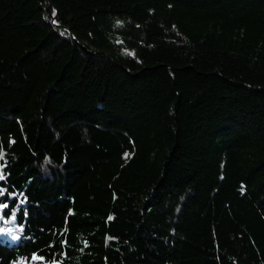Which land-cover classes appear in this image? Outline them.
Instances as JSON below:
<instances>
[{
  "label": "trees",
  "instance_id": "1",
  "mask_svg": "<svg viewBox=\"0 0 264 264\" xmlns=\"http://www.w3.org/2000/svg\"><path fill=\"white\" fill-rule=\"evenodd\" d=\"M0 155V264H264V0H0Z\"/></svg>",
  "mask_w": 264,
  "mask_h": 264
},
{
  "label": "rangeland",
  "instance_id": "2",
  "mask_svg": "<svg viewBox=\"0 0 264 264\" xmlns=\"http://www.w3.org/2000/svg\"><path fill=\"white\" fill-rule=\"evenodd\" d=\"M0 229L3 230V232H0V235L3 236L4 238L9 239L10 241L16 242L18 239H13V236L18 237V232L16 230V227L14 225V223H12V221L6 217H4L1 214L0 211ZM9 230H11L9 232Z\"/></svg>",
  "mask_w": 264,
  "mask_h": 264
},
{
  "label": "snow or ice",
  "instance_id": "3",
  "mask_svg": "<svg viewBox=\"0 0 264 264\" xmlns=\"http://www.w3.org/2000/svg\"><path fill=\"white\" fill-rule=\"evenodd\" d=\"M0 158H2V155H0ZM4 179V176L3 175H0V180H3ZM3 193L2 192H0V195H2ZM8 207V205L7 204H0V209H5V208H7ZM0 218H2V217H0ZM16 218V216H15V213L13 212L12 213V219H15ZM11 230H9V232H10ZM0 232H3V230L2 229H0ZM13 239H18V237H16V236H13Z\"/></svg>",
  "mask_w": 264,
  "mask_h": 264
}]
</instances>
